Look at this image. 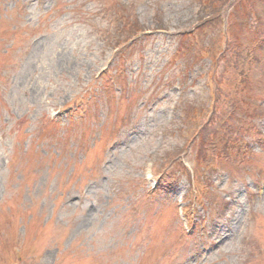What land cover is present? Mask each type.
I'll return each instance as SVG.
<instances>
[{"label": "rangeland", "instance_id": "374dc122", "mask_svg": "<svg viewBox=\"0 0 264 264\" xmlns=\"http://www.w3.org/2000/svg\"><path fill=\"white\" fill-rule=\"evenodd\" d=\"M200 3L0 0V264H264V8L238 38L246 49L263 29L243 75L223 23L194 33L213 9ZM133 18L145 34L114 47ZM217 86L250 98L253 158L204 165L212 192L188 202L192 232L177 213L197 192L190 107L208 119ZM167 159L189 172L158 186Z\"/></svg>", "mask_w": 264, "mask_h": 264}, {"label": "trees", "instance_id": "16d2710c", "mask_svg": "<svg viewBox=\"0 0 264 264\" xmlns=\"http://www.w3.org/2000/svg\"><path fill=\"white\" fill-rule=\"evenodd\" d=\"M225 0H201V4L204 5L205 9L213 8L217 9L221 2ZM257 3L264 5V0H231L232 10L229 12L230 16L237 15L244 22L252 15H258ZM219 11V10H218ZM218 11H214L213 15L218 16ZM133 22L124 23L122 30L128 31V38H132L137 31H143L142 28L135 25V18ZM207 21L204 23L207 26ZM205 26L201 28L203 31ZM117 30V29H116ZM120 31V30H118ZM241 28L237 27L236 30H230L227 34L229 40L223 51H228V56H225L226 64L235 66H244L243 57L245 54L241 48L238 47L237 42L239 38V32ZM232 41V42H231ZM246 56V55H245ZM242 57V58H241ZM254 84L248 80L243 87L239 89V92L246 93L249 89H252ZM246 95L249 96L247 93ZM212 105L210 106L211 115L208 119L201 120L198 117L203 116L202 111L198 107L192 108L191 122V136L197 137L193 142L196 146L195 160L197 165H218L227 164L228 159L226 158L223 151L226 149L231 151V147L234 144H239L244 133V128L239 125L236 121L237 117H241L245 120V116L249 112L250 98L243 95L240 99H235V96L229 91L217 86L213 90L211 96ZM237 98V97H236ZM231 104V105H230ZM246 121V120H245Z\"/></svg>", "mask_w": 264, "mask_h": 264}]
</instances>
